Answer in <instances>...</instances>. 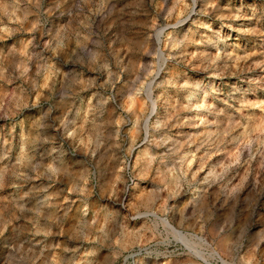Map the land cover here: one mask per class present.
Listing matches in <instances>:
<instances>
[{
  "label": "rangeland",
  "instance_id": "374dc122",
  "mask_svg": "<svg viewBox=\"0 0 264 264\" xmlns=\"http://www.w3.org/2000/svg\"><path fill=\"white\" fill-rule=\"evenodd\" d=\"M262 52L264 0H0V264H223L213 250L264 264ZM185 78L199 81L189 104L208 92L222 107L200 139L216 152L187 141L174 160L151 146L144 168L139 100L151 82L145 117L169 114L163 97ZM152 126L183 137L173 121Z\"/></svg>",
  "mask_w": 264,
  "mask_h": 264
},
{
  "label": "bare ground",
  "instance_id": "6f19581e",
  "mask_svg": "<svg viewBox=\"0 0 264 264\" xmlns=\"http://www.w3.org/2000/svg\"><path fill=\"white\" fill-rule=\"evenodd\" d=\"M253 12V11H252ZM254 13V12H253ZM237 15V14H236ZM246 13L243 11V12H241V13H238V16H240L241 17V19H248L249 20V18H246ZM253 15V14H252ZM235 16V15H234ZM246 21V20H245ZM244 22V21H243ZM245 23V22H244ZM243 26L244 27H238L237 28V30L238 31H245V30H248V27H245V26H247V24H243ZM217 31V30H216ZM253 31V30H252ZM218 32V31H217ZM219 33V32H218ZM218 35H220V34H218ZM226 35L227 36H230V32H227L226 33ZM212 39H213V37H212V35L210 36V35H207L206 36V43L207 44H210L211 42H212ZM234 39H237V38H234ZM230 41V40H229ZM230 43V42H229ZM237 44H239V43H231V46H237ZM239 47V46H238ZM207 48V47H206ZM206 48H202V50H200L199 51V56L201 57V58H205L206 56H207V54H208V52H207V49ZM230 48V47H229ZM230 49H232V47L230 48ZM226 50V49H225ZM234 50H235V48H234ZM232 51H233V49H232ZM263 51V50H262ZM262 53H264V52H262ZM261 53V54H262ZM251 54L250 53H248V52H246L245 50H238L237 49V51L235 52V54H234V56H232L233 57V59L234 60H237V59H244V58H248L249 56H250ZM257 58V57H256ZM200 59V58H199ZM251 59V58H250ZM261 59V58H260ZM262 62V61H261ZM231 63V62H230ZM233 63H234V61H233ZM232 63V64H233ZM264 64V63H263ZM235 65V64H234ZM223 67H225V66H223ZM219 68V67H218ZM221 68V67H220ZM250 77V76H249ZM249 77H247V78H249ZM198 83H199V81L198 80H195L194 78H185L183 81H182V83L179 85V88L180 89H184L183 91H179V92H175L174 94H170V96H166V94L164 95V97H163V101H162V103H161V106H163V107H165V108H167V109H170L171 111V113H169V114H163V115H161V113L158 111V108H153V110H151V111H153V115L154 116H151V117H145V114H144V110H145V108L147 107V106H149L150 104H152V102L153 101H151V103H149V101L151 100V94H153V90H152V88H153V84L150 82L149 84H148V87H147V90H146V96H145V98H147L146 99V101H144L143 100V98H141L140 100H139V104H138V107H137V110H138V114H134L135 116H137V117H143V120H144V122H143V128H144V130H145V132H146V141L143 143V148H142V153L145 155V156H148V158H146V163L144 164V168H147L148 166H149V164H150V162H151V159L153 158L152 156H153V153L151 152V149H150V147L151 146H153V147H155L156 149H159L160 151H162V152H164V153H170L171 154V156L173 157V159L175 160V156L176 155H179V154H181V153H183L185 150H186V143H187V141H191L192 142V144H193V146H192V151H197V150H203V155H209V153H211L212 151H213V149L214 148H216L217 147V145L215 144V145H213L210 141L211 140H214V139H210V143H208V141H207V144H208V146H204L203 147V144L202 143H204V142H201L202 140H200L201 138H202V136H206L205 138H209V136H210V133H211V128H209V123H210V121H212L211 119H210V116H211V118H214L213 120H214V122H218L220 119H219V117L217 116V114H218V112L219 113H221V112H223V110H222V107H220V105L218 104V99L216 100L217 101V104L216 103H214V102H210V101H206L205 99L207 98V93H205L204 95H203V97H202V100H201V103L200 104H196V102H194L196 105H194V104H189V100H190V97L193 95V92H192V90L193 89H195L196 88V86L198 85ZM227 83V82H226ZM234 83V82H233ZM238 85V84H237ZM232 88V87H231ZM238 88V87H237ZM204 89V88H203ZM195 91V90H194ZM165 92V91H164ZM206 92V91H205ZM203 93V92H202ZM163 94V93H162ZM178 96H180V97H178ZM211 96V95H210ZM209 96V97H210ZM184 97V98H183ZM185 98L187 99V101L185 100ZM189 98V99H188ZM193 98V97H192ZM221 98V97H220ZM226 99V98H225ZM200 101V100H199ZM223 101H225L224 99H223ZM224 104V103H223ZM155 105H157L156 103H155ZM192 106H195V108H202L200 111H196V112H193L192 113V110H191V108H192ZM223 106V105H222ZM151 107H153V106H151ZM229 108V107H228ZM166 109V110H167ZM165 110V109H164ZM168 111V110H167ZM166 111V112H167ZM164 113V112H163ZM225 113V112H224ZM227 113V112H226ZM195 118L198 120V121H200L201 122V126H199V127H197V128H195V127H193V125H195L196 124V120H195ZM223 119V118H222ZM233 119H235L234 117H232L231 115H227L226 116V118H225V121L228 123V122H230L229 124H231V122H233L234 123V121L235 120H233ZM237 120V119H236ZM175 122V123H178L179 124V126H181V128H184V129H182V131L181 132H183V137H181V138H175V137H171V135H169V134H167L166 133V135L165 136H163V138H160V139H158V137L157 138H155L156 137V135L153 133H151L152 131H150V124H153L154 126L155 125H157V127H155L154 129H160V128H162V126H165V127H167L168 126V124H170L171 122ZM222 121H224V120H222ZM135 122L138 124L139 123V120L137 119V120H135ZM213 122V121H212ZM224 123V122H223ZM232 123V124H233ZM166 124H167V126H166ZM222 124V123H221ZM220 124V125H221ZM226 124V123H225ZM225 124L222 126V127H224L225 126ZM192 125V126H191ZM214 125H215V123H214ZM219 125V124H218ZM138 126H139V124H138ZM154 126H152V127H154ZM232 126V125H231ZM218 127V126H217ZM221 127V128H222ZM227 129V128H226ZM229 129V128H228ZM141 130V124H140V128L139 127H134V128H132L131 129V134H130V137H131V139H132V137H134L135 136V134L137 133V132H139ZM153 130V129H152ZM216 130H219L218 128L216 129ZM221 130V129H220ZM241 130V129H240ZM214 131V130H213ZM221 131H225L224 129L223 130H221ZM226 132V131H225ZM224 133V132H223ZM220 134H222V133H220ZM219 134V135H220ZM224 135H226L225 133H224ZM223 134H222V136H224ZM153 136V137H152ZM222 136H221V138H222ZM150 137H152V139H150L149 140V138ZM218 137V136H217ZM218 139V138H217ZM219 139H220V137H219ZM223 139V138H222ZM225 140H226V138H225ZM228 142V141H227ZM227 142H226V144H227ZM215 143V142H214ZM220 143H221V140H220ZM205 144V143H204ZM218 144V143H217ZM165 147H167V148H165ZM204 148V149H203ZM218 150H219V147L217 148ZM214 152V151H213ZM216 152V151H215ZM214 152V153H215ZM187 153V152H186ZM203 155H201V156H199V158L198 159H200V160H202V157H203ZM186 158V157H185ZM145 161V160H144ZM185 161V160H184ZM183 162V161H182ZM216 163H217V161H216ZM186 166H187V168H189V165H188V163L186 164ZM206 166V165H205ZM211 166V165H210ZM202 167V166H201ZM208 168V167H207ZM199 169V168H198ZM206 170V169H205ZM145 171V170H144ZM203 171V170H202ZM213 172V169H212V167L211 168H209L208 169V171L207 172ZM190 173H192V177H191V179H189L190 181L191 180H196L197 179V176L198 175H201V169L198 171V173H197V171L195 172V171H193V172H191V170H190ZM160 174V178H159V180H162V181H164V182H166V181H168L167 180V177L163 174V172H161V173H159ZM167 174V173H166ZM203 174V173H202ZM242 177V176H241ZM200 179V178H199ZM178 182H180V180H179V177L178 176H176V177H174L172 180H169V183L171 184V186H172V184H177ZM136 184L137 183H135L134 184V187L136 186ZM168 186H169V184H168ZM141 192V191H140ZM132 197L129 195L126 199H125V201H124V203H123V205H124V209H125V211L126 212H128L129 211V209L131 208V205H132V203H131V201H132V199H131ZM151 199H153L152 198V196L150 195V194H148L147 195V197H146V200L147 201H151ZM149 205H147V207H148ZM123 209V208H122ZM145 216H150V217H153L155 220V222L156 223H158V224H161L167 231H169V232H171V233H173L175 236H178V237H181V238H183L184 237V234L179 230V229H177L176 228V226L168 219V218H166V217H162V216H159L156 212H154V211H147L146 212V214H145ZM175 222V221H174ZM176 223V222H175ZM202 241V240H201ZM131 242H132V240H131ZM205 242V241H204ZM129 246V245H128ZM201 256V255H200ZM199 256V257H200ZM212 256H215L216 258H218L219 260H221L222 261V263L223 264H228L224 259H222L221 257H220V255L215 251V250H213L212 251ZM204 260V259H203ZM205 262V261H204Z\"/></svg>",
  "mask_w": 264,
  "mask_h": 264
}]
</instances>
